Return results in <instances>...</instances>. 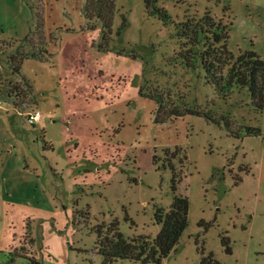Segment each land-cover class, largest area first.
Listing matches in <instances>:
<instances>
[{
  "label": "rangeland",
  "instance_id": "rangeland-1",
  "mask_svg": "<svg viewBox=\"0 0 264 264\" xmlns=\"http://www.w3.org/2000/svg\"><path fill=\"white\" fill-rule=\"evenodd\" d=\"M84 3L0 0V264H101L98 227L116 220L125 238L152 241L155 210L168 212L174 195L188 199V224L161 264L209 255L264 264V108L246 89L216 94L178 58L173 27L209 12L228 27L234 59L253 51L264 60V0H157L167 25L146 15L143 0H116L105 44L99 23L84 28ZM37 8L41 59L16 74L7 57L30 31L40 42ZM142 85L166 108L183 101L205 115L155 123ZM15 86L24 99L9 95ZM31 111L41 115L34 125Z\"/></svg>",
  "mask_w": 264,
  "mask_h": 264
},
{
  "label": "trees",
  "instance_id": "trees-1",
  "mask_svg": "<svg viewBox=\"0 0 264 264\" xmlns=\"http://www.w3.org/2000/svg\"><path fill=\"white\" fill-rule=\"evenodd\" d=\"M146 15L156 17L165 25L172 23L167 11L157 6V0H143ZM116 0H85L81 13L85 21L84 28L93 30L99 23L102 41L107 43L112 33V24L117 12ZM36 19L35 33L40 36V42H35L30 31L22 42L14 48L7 57L9 69L19 74L24 60L41 59L40 51L45 45L43 18L40 11L34 13ZM174 37L179 44L178 58L188 68L199 69L204 74L207 85L213 87L216 94L225 98L233 88L246 89L252 105L262 111L264 108V60L255 52L249 51L234 59L226 49L228 27H221L209 12L199 18L187 17L184 21L173 24ZM1 31V29H0ZM52 41V39L50 40ZM44 48V47H43ZM100 49H104L100 48ZM45 52V51H44ZM184 52V53H183ZM183 53V54H182ZM226 69V74L223 73ZM24 90L31 96L32 87L22 77ZM145 83V82H144ZM18 86L11 87L9 95L15 94L24 99ZM140 96L147 97L157 104L154 112L155 123H164L171 118L184 115L204 116L199 108H192L179 101L173 108H166L161 103L157 92H147L142 85ZM175 179L172 176V190L175 193ZM189 203L186 197L174 195L168 212L155 210L154 221L160 226L158 234L152 241L143 239H127L119 231L118 223L113 220L108 227H98L95 231V249L101 256V264H115L118 261L129 260L137 264H161L168 254L178 245L179 239L188 224ZM104 229V230H103ZM222 246L230 254L229 240L222 238ZM218 264L212 255L203 258L200 264Z\"/></svg>",
  "mask_w": 264,
  "mask_h": 264
},
{
  "label": "built area",
  "instance_id": "built-area-1",
  "mask_svg": "<svg viewBox=\"0 0 264 264\" xmlns=\"http://www.w3.org/2000/svg\"><path fill=\"white\" fill-rule=\"evenodd\" d=\"M26 122L29 125H34L36 122H38L40 120L41 115L39 114V112H28L26 115Z\"/></svg>",
  "mask_w": 264,
  "mask_h": 264
}]
</instances>
